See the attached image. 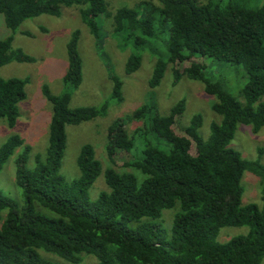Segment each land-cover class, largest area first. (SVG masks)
<instances>
[{
    "label": "trees",
    "instance_id": "trees-1",
    "mask_svg": "<svg viewBox=\"0 0 264 264\" xmlns=\"http://www.w3.org/2000/svg\"><path fill=\"white\" fill-rule=\"evenodd\" d=\"M76 6L82 22L99 37L98 18L112 15L113 32L134 38V52L125 62V73L136 71L149 41L156 40L159 25L166 24L168 38L148 79L156 88L170 67L173 84L182 76L203 83L214 96L212 109L221 117L213 122L207 139L198 134L202 123L195 114L180 125L185 101L178 100L167 114L155 105H137L107 128L105 152L109 162L129 170L105 168L108 187L90 199L89 189L101 172L92 144L84 143L77 156L79 176L66 181L59 170L67 143L66 126L104 116L111 100H122V80L109 73V99L98 106L70 107L71 93L82 81L78 51L79 31L67 42L66 89L59 94L43 86L52 104L48 146L26 167L30 150L17 134L0 145V170L14 153L15 183L22 190L19 208L0 190V264H60L42 254L52 253L79 263L92 254L96 264H260L264 257V166L247 160L229 146L238 123L258 131L264 125V2L254 0H141L119 6L114 13L106 0H0V13L11 34L0 38V67L13 60L33 61L22 50L12 49V32L26 19L40 14L58 15L61 7ZM136 6H142L140 13ZM230 62L248 74L235 96L221 79L205 74L202 58ZM28 78L0 76V119L13 127L18 103L26 96ZM140 121L131 133L126 123ZM153 131L170 143L162 149L145 140L141 155L132 157L134 135ZM120 162V164H119ZM249 170L261 178L262 206L241 204V177ZM177 206L169 239L158 220L164 209ZM2 211H6L2 214ZM247 225L246 234L217 241L221 227ZM62 263V262H61ZM63 264V263H62Z\"/></svg>",
    "mask_w": 264,
    "mask_h": 264
},
{
    "label": "rangeland",
    "instance_id": "rangeland-1",
    "mask_svg": "<svg viewBox=\"0 0 264 264\" xmlns=\"http://www.w3.org/2000/svg\"><path fill=\"white\" fill-rule=\"evenodd\" d=\"M108 9L114 13L119 6H134L141 0H106ZM148 1V0H146ZM158 2V0H150ZM205 1V0H204ZM264 2V0H254ZM140 13L144 12L142 6H136ZM76 6L61 7L58 15L40 14L24 20L18 28L12 32V49L22 50L26 55L34 58L33 61H11L0 67V76L3 78L18 77L29 80L25 85L26 96L18 103L19 115L13 127H9L5 119H0V145L11 135L17 134L29 145L30 150L26 160V167L35 165V155H44L48 146L49 122L52 114V104L42 92L43 86H47L51 93L59 94L66 89L63 76L67 69L66 45L71 33L79 31L78 51L82 59V81L73 89L70 99V107L98 106L104 100L109 99L112 90V80L109 73L115 74L122 80V100H111L104 116L93 120L81 122L76 125H67V143L63 153L60 174L66 181H71L79 176L76 163L80 148L84 143H90L95 150V157L100 161L101 172L89 189L90 199L97 197L102 190L108 187L104 181V170L108 166L118 171L129 170L112 165L105 152L107 128L118 117L126 116L137 105L148 103L155 105L160 114H167L170 107L181 98L185 101L184 111L180 116L181 123L187 126L195 114L202 117L198 134L207 139L213 122H220L221 117L212 109L215 102L214 96L207 94L202 82L182 76L173 84L170 67L167 68L160 84L150 89L147 82L158 54L164 52L163 42L168 38L166 24L159 25L156 30V40L149 41V45L143 50L140 67L133 73L126 74L125 62L134 52L133 41L139 33L128 36L127 32H113L112 15L108 18L99 17V37L92 35L88 27L82 22ZM11 34L5 26L4 16L0 13V38ZM202 58L205 65V74L221 79L224 86L235 96L247 83L248 74L241 66L230 62H218L210 58ZM140 121L132 120L126 123L128 132H132L140 126ZM162 149H169L170 143L157 136L153 131L148 134L134 135V147L130 151L132 157L141 155L145 140ZM229 146L237 150L241 157L247 160H259L264 166V125L258 131H253L251 125L238 123ZM21 147L3 164L0 170V190L20 208L24 204L22 190L15 183V158ZM120 164V162H119ZM137 173V171H133ZM242 196L241 204L255 203L262 206L261 178L257 174L245 170L241 177ZM177 206L164 209L158 220L164 229V236L169 239L170 228ZM6 211H2L4 215ZM249 231L247 225L221 227L217 235V241L225 242L229 238L246 234ZM42 254L52 260L61 261L63 264H96L97 259L92 254H82L79 263L68 262L59 256L42 251ZM59 262L60 264H62ZM260 264H264V257Z\"/></svg>",
    "mask_w": 264,
    "mask_h": 264
}]
</instances>
